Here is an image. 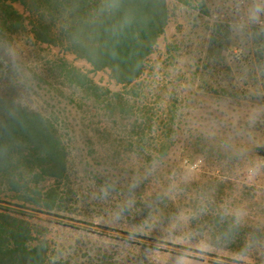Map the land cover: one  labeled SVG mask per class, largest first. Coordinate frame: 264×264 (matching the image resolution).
<instances>
[{"label": "rangeland", "instance_id": "obj_1", "mask_svg": "<svg viewBox=\"0 0 264 264\" xmlns=\"http://www.w3.org/2000/svg\"><path fill=\"white\" fill-rule=\"evenodd\" d=\"M187 1L168 0L165 32L127 86L36 40L29 26L0 34L9 81L0 79V91L11 86L49 118L67 153L62 178L23 163L16 182L0 175V211L28 221V246L46 241L49 260L264 264V63L252 51L254 31L264 34V0ZM217 23L233 44L214 58ZM59 60L121 93L123 117L113 123L99 113L102 100L56 81Z\"/></svg>", "mask_w": 264, "mask_h": 264}, {"label": "trees", "instance_id": "obj_2", "mask_svg": "<svg viewBox=\"0 0 264 264\" xmlns=\"http://www.w3.org/2000/svg\"><path fill=\"white\" fill-rule=\"evenodd\" d=\"M8 1L0 0V34L16 35L29 26L36 40L64 46L95 70H109L117 83L126 86L143 73L171 17L168 0H11L23 4L29 12L27 17ZM254 32L252 51L264 63V34ZM232 44L230 29L215 24L210 37L211 56H220ZM54 65L56 81L79 89L83 99L102 100L105 104L99 113L113 123L127 112L121 93L103 91L88 74L65 60ZM5 69L0 65V79L9 84ZM12 89L6 86L0 91V175L16 182V169L23 163L62 178L67 153L57 128L39 110L19 102ZM257 151L264 155V146ZM28 224L0 211V264H70L49 260L46 241L28 246L32 237Z\"/></svg>", "mask_w": 264, "mask_h": 264}, {"label": "clouds", "instance_id": "obj_3", "mask_svg": "<svg viewBox=\"0 0 264 264\" xmlns=\"http://www.w3.org/2000/svg\"><path fill=\"white\" fill-rule=\"evenodd\" d=\"M184 264H188V262H187V261H185V262H184Z\"/></svg>", "mask_w": 264, "mask_h": 264}]
</instances>
